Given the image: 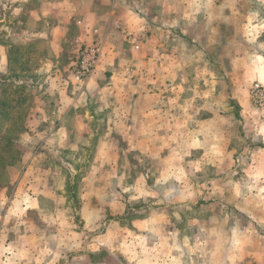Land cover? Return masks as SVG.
Instances as JSON below:
<instances>
[{
	"label": "crops",
	"instance_id": "crops-1",
	"mask_svg": "<svg viewBox=\"0 0 264 264\" xmlns=\"http://www.w3.org/2000/svg\"><path fill=\"white\" fill-rule=\"evenodd\" d=\"M205 1L184 0L183 6L174 7L173 0H0V97L6 91L8 107L13 94L20 91L18 100H28L27 106L33 109L11 121L21 124L19 139L26 150L21 173L9 170V182L0 188V207L7 189H14L0 224V264H103L93 257L112 248L110 239L116 231H110L108 216L113 219L126 212L124 201L118 198L109 201L106 197L90 206L94 201L82 196V229L46 228L40 222L45 220L44 205L61 199L55 179L46 182L45 176L66 170L75 177L82 169L42 164L37 156L62 154V146L68 141L77 145L79 137L99 139L94 160L83 168L82 181L92 180L96 173L107 179L110 172L122 171L118 153L116 162L113 159L118 148L114 139L121 138L137 157L124 170L136 173L134 187L166 186L167 179L162 181L155 174L151 177L154 185H150V177H142L144 171H179L185 149L160 146L188 140L185 125L192 104L176 99L178 95L163 99L164 92H177L173 86L177 82L164 67L172 57L162 45L171 42L177 28L183 33L177 22L203 19ZM189 12L196 13L195 18ZM84 45L99 46L101 55L95 71L79 84L70 68ZM29 91L33 95L30 101ZM30 139L41 144L36 156L31 144L23 142ZM153 141L166 143H157L156 148ZM145 158H153L155 165L143 166ZM46 184L53 188L51 199L45 197ZM116 186H123L122 182ZM151 196L148 204L153 210L134 225L142 231H118L122 238L118 236L116 242L128 249L126 236L134 238L135 264H143L136 259L143 257L142 251L149 257L147 264H173V257H167L171 245L161 257V245L155 240L157 235L166 239L171 235L166 223L156 227L157 219L167 218L170 201L168 196ZM105 225L109 228L103 229ZM233 235L250 239L245 238L244 244L234 240L232 264H264V231H234ZM146 237L144 246L137 244ZM241 246L243 250L238 251Z\"/></svg>",
	"mask_w": 264,
	"mask_h": 264
},
{
	"label": "rangeland",
	"instance_id": "rangeland-1",
	"mask_svg": "<svg viewBox=\"0 0 264 264\" xmlns=\"http://www.w3.org/2000/svg\"><path fill=\"white\" fill-rule=\"evenodd\" d=\"M183 2L173 0L172 4L179 7L184 5ZM203 12V19L198 22L193 19L183 24L177 22L183 26V33L181 28H177L171 42L165 47L162 45L172 57L167 59L170 65L164 67L169 69L174 82H177L173 84L177 92H164L163 99L168 95L174 98L178 95L180 97L176 99L182 98L192 104L188 108L191 115L185 125L188 140L160 146L185 149L179 171L141 173L144 178L150 177V185H154L151 178L154 174L162 181L166 178V186L164 183L152 189L133 186L136 173L124 170L136 162L137 157L128 141L124 142L121 138L114 139L118 148L113 159L116 162L118 153L122 171L110 172L107 179L96 173L92 180L82 181L83 168L94 160L96 147L101 143L99 139L86 141L79 137L74 146L70 141L65 146L58 141L57 144L64 150L62 154L36 157L49 166L68 164L82 169L75 177L66 170L45 176L46 182H50L51 177L55 179L61 199L60 203L44 205L45 220L40 222L46 228L82 229V196L94 201L90 206L97 205L96 201H105L106 197L109 201L116 198L124 201L125 214L116 215L113 219L108 216L110 231H116L110 239L112 248L94 256L93 261L135 264V250L131 249L134 238L126 236L130 248H122L123 242L120 241V245L116 242L118 236L122 238L118 231H142L141 227L134 225L153 210L148 204L153 199L151 194L168 196L170 201L167 220L157 219L156 227L166 223L165 227L169 228L171 235L167 239L164 235H157L155 240L161 245V257L166 255V247L171 245L167 257H173V264H232L234 240V243L244 244L245 238L250 239L249 236L233 235L234 231H264V0H206ZM188 14L193 18L196 16L193 12ZM83 47H96L99 62V46ZM76 57L71 61V72ZM28 96L30 101L33 97L31 91ZM20 97V91L14 93L10 105L3 111L0 135H5L7 127L12 128L11 121L18 116L33 112L27 106L28 100L21 103L18 100ZM19 136L11 137L15 147L10 154L16 161L0 170V188L8 184L9 170L21 173L20 161L26 147L22 146ZM23 142L31 144L33 156L41 149L40 143L35 144L37 141L30 139ZM153 143L157 148V143L164 145L166 142ZM3 151L0 141V154ZM153 160L145 158L142 165L153 166ZM121 182L123 186H116ZM52 189L50 184L45 185V197L48 199H51ZM13 195L14 189L8 188L5 203L0 207V224ZM109 225L103 229L109 228ZM141 241L138 240L137 244L144 246L148 237ZM242 247H238V251L243 250ZM139 254L143 257L137 256L136 259L147 264V252ZM77 258L79 261L85 259Z\"/></svg>",
	"mask_w": 264,
	"mask_h": 264
},
{
	"label": "trees",
	"instance_id": "trees-1",
	"mask_svg": "<svg viewBox=\"0 0 264 264\" xmlns=\"http://www.w3.org/2000/svg\"><path fill=\"white\" fill-rule=\"evenodd\" d=\"M6 107V94L5 91H2L0 97V117L3 115V111H5ZM11 126L12 128L7 127L5 129L4 136L0 135V141H2V148L4 150L3 154H0V170H4L7 167L12 166L14 161H16L14 155L10 154L12 152V148L15 147L14 140L11 137H17L21 133L22 126L19 122H13Z\"/></svg>",
	"mask_w": 264,
	"mask_h": 264
},
{
	"label": "built area",
	"instance_id": "built-area-1",
	"mask_svg": "<svg viewBox=\"0 0 264 264\" xmlns=\"http://www.w3.org/2000/svg\"><path fill=\"white\" fill-rule=\"evenodd\" d=\"M99 51L96 47H83L72 65V73L77 83H82L95 70ZM257 88V87H256Z\"/></svg>",
	"mask_w": 264,
	"mask_h": 264
}]
</instances>
